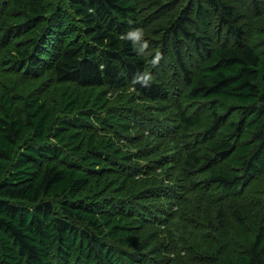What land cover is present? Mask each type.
Segmentation results:
<instances>
[{"label": "trees", "instance_id": "1", "mask_svg": "<svg viewBox=\"0 0 264 264\" xmlns=\"http://www.w3.org/2000/svg\"><path fill=\"white\" fill-rule=\"evenodd\" d=\"M201 1L0 0V264H264V10Z\"/></svg>", "mask_w": 264, "mask_h": 264}, {"label": "rangeland", "instance_id": "2", "mask_svg": "<svg viewBox=\"0 0 264 264\" xmlns=\"http://www.w3.org/2000/svg\"><path fill=\"white\" fill-rule=\"evenodd\" d=\"M156 1H160V0H156ZM245 2H247V3H249L250 4V6L253 8V7H255V9L256 10H258V9H262V10H264V0H262L261 1V3L260 2H258L257 4H254L253 2H252V0H244ZM47 2L52 6V7H54L55 6V4H57V3H59V2H61V0H47ZM167 2V0H164V3H166ZM189 2L190 3H192V7L195 9V7H196V4H198V0H189ZM202 2V4H204V5H206V6H208L209 5V1L208 0H204V1H201ZM181 4H184V5H186L187 4V0H180V5ZM263 4V5H262ZM162 6H165V4H162L160 7H162ZM159 7V8H160ZM196 10V9H195ZM157 12H159V15L158 16H162L160 19H159V21H156L157 23V25H156V27H155V29H162V28H164L165 26H166V24H167V18L170 16H173L172 14L173 13H169V12H167L166 11V9H164V10H162L161 11V8H160V10L158 9V11ZM212 15V14H211ZM210 15V16H211ZM179 16V13H178V11H177V8L175 9V16H173L174 18H177ZM200 21L198 22V26H200ZM194 24H196L197 25V22L196 21H192L191 22V25L189 26V29L192 31V30H197L196 29V27L197 26H194ZM258 26H259V21H256L255 22V24H254V26H253V30H254V36H256L255 38H253L255 41L253 42V45L256 47V49H258V50H263L264 48H263V46H264V42H257V41H259V37L257 36L258 35V32H259V29H258ZM247 31V30H246ZM196 33H198L197 31H195ZM217 35H214L213 36V38L215 37V38H218V37H216ZM212 37V36H211ZM223 37H225L226 39H228L230 36H226L225 35V33L223 32L222 34H220V38L221 39H223ZM231 38V37H230ZM169 40H170V37H169ZM183 48H184V50H183V54L185 55L186 53L188 54V59H187V62H191V61H193V62H198V63H202L203 61H206L207 60V57L205 56V52H206V50L205 49H202V51H200L199 49L197 50L196 49V45L194 46V43L193 42H190V43H188V42H186V43H183ZM186 51V52H185ZM168 58V65H170V64H172L173 63V61H174V58H171V57H167ZM9 76V75H8ZM15 76L16 77H18V76H21V74L20 73H14V78H15ZM21 78H19V81H21L20 80ZM47 80H51V79H47V77H45L44 79H43V82H46ZM0 82L1 83H4L5 82V79L4 78H2V77H0ZM48 83H46V85L45 86H49V85H47ZM1 86H2V84H0V89H1ZM18 91H20L21 93L23 92V91H21V90H18Z\"/></svg>", "mask_w": 264, "mask_h": 264}]
</instances>
